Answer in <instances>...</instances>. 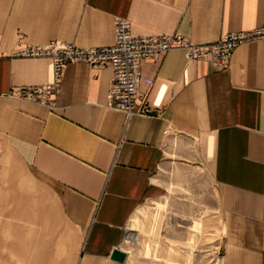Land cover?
<instances>
[{"label":"crops","instance_id":"1","mask_svg":"<svg viewBox=\"0 0 264 264\" xmlns=\"http://www.w3.org/2000/svg\"><path fill=\"white\" fill-rule=\"evenodd\" d=\"M117 18L205 44L261 27L264 0H0V264H113L139 206L191 168L213 185L223 264H264V39L225 70L182 49L144 61L151 115L107 107L110 66L69 64L51 106L10 96L54 80L18 43L110 46Z\"/></svg>","mask_w":264,"mask_h":264},{"label":"built area","instance_id":"2","mask_svg":"<svg viewBox=\"0 0 264 264\" xmlns=\"http://www.w3.org/2000/svg\"><path fill=\"white\" fill-rule=\"evenodd\" d=\"M264 39V24L248 31L231 32L220 39L205 44H195L183 35L133 36L130 22L125 18L115 21V42L105 47L81 48L72 43L52 41L47 45H22L18 43L12 56L18 58H50L53 62V83L45 86L27 87L14 90L13 98L53 105V98L61 88L64 70L72 63H85L100 68L110 66L113 80L108 95L107 107L132 115H151L154 111L148 106L147 93L141 89L145 81L141 67L146 60L162 57L173 49H182L189 60L211 62L218 70L229 67L234 51L242 44ZM143 102V106H139Z\"/></svg>","mask_w":264,"mask_h":264},{"label":"rangeland","instance_id":"3","mask_svg":"<svg viewBox=\"0 0 264 264\" xmlns=\"http://www.w3.org/2000/svg\"><path fill=\"white\" fill-rule=\"evenodd\" d=\"M6 157L11 156L0 141V180L12 161ZM180 173L139 206L118 247L126 260L113 264H223V221L213 185L200 168ZM131 233L133 241L127 238Z\"/></svg>","mask_w":264,"mask_h":264},{"label":"water","instance_id":"4","mask_svg":"<svg viewBox=\"0 0 264 264\" xmlns=\"http://www.w3.org/2000/svg\"><path fill=\"white\" fill-rule=\"evenodd\" d=\"M126 257V253L124 251L119 250L118 248H116L111 255V259L118 263H124Z\"/></svg>","mask_w":264,"mask_h":264}]
</instances>
